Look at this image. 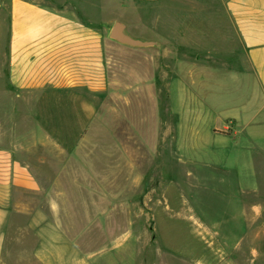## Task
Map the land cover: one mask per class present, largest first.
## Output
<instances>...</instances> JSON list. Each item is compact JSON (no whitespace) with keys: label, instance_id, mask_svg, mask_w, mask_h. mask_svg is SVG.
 Here are the masks:
<instances>
[{"label":"rangeland","instance_id":"374dc122","mask_svg":"<svg viewBox=\"0 0 264 264\" xmlns=\"http://www.w3.org/2000/svg\"><path fill=\"white\" fill-rule=\"evenodd\" d=\"M60 1L106 35L120 22L185 45L152 54L166 72L123 55L120 99L96 105L94 133L49 192L57 216L31 200L51 226L4 248V264L21 250L25 264H264V103L217 0Z\"/></svg>","mask_w":264,"mask_h":264},{"label":"crops","instance_id":"0c3cea01","mask_svg":"<svg viewBox=\"0 0 264 264\" xmlns=\"http://www.w3.org/2000/svg\"><path fill=\"white\" fill-rule=\"evenodd\" d=\"M217 2L227 28L223 38L245 61L264 103V0ZM154 37L160 50L123 52L66 1L0 0V264L4 248L18 244L23 249L26 234L37 240L51 226L44 210L31 209V200L49 202V214L57 216L49 192L94 133V120L101 114L96 105L113 96L120 99L126 78L123 55L155 57L158 65L153 53L163 57L175 40L185 45L184 36H167L166 44ZM116 50L117 73L112 76L111 52ZM47 152L54 156L41 155ZM21 251L22 256H9L6 263L25 264Z\"/></svg>","mask_w":264,"mask_h":264},{"label":"water","instance_id":"95a60500","mask_svg":"<svg viewBox=\"0 0 264 264\" xmlns=\"http://www.w3.org/2000/svg\"><path fill=\"white\" fill-rule=\"evenodd\" d=\"M109 39L119 45L131 49H157L160 50V44L157 41L145 40L132 37L125 24L116 22L109 31Z\"/></svg>","mask_w":264,"mask_h":264}]
</instances>
